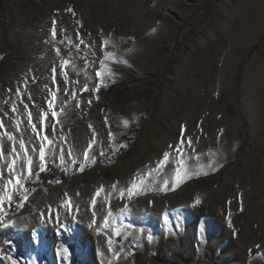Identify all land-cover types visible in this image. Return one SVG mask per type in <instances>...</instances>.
<instances>
[{
    "label": "rangeland",
    "instance_id": "1",
    "mask_svg": "<svg viewBox=\"0 0 264 264\" xmlns=\"http://www.w3.org/2000/svg\"><path fill=\"white\" fill-rule=\"evenodd\" d=\"M0 123V264H264V0H0Z\"/></svg>",
    "mask_w": 264,
    "mask_h": 264
},
{
    "label": "snow or ice",
    "instance_id": "2",
    "mask_svg": "<svg viewBox=\"0 0 264 264\" xmlns=\"http://www.w3.org/2000/svg\"><path fill=\"white\" fill-rule=\"evenodd\" d=\"M53 24H55V21H53ZM52 35H53V38H55V36H56V30H55V27H53ZM105 43H107V41H105ZM65 63H67V61H65ZM52 71H53V73H55V72H56V69L53 68ZM99 75H100V73L97 72V73H96V76L99 77ZM53 79L55 80V77H53ZM65 79H67V77H65ZM87 90H88V89H87V86L85 85L83 91H87ZM17 94H18V95L20 94V90H19V89H17ZM55 99H56V93H55V92H52V101H54ZM52 101H50V102H49V105H48L50 108L52 107ZM89 103H91V101H89ZM12 111H16L15 106H13ZM52 116H53V117L56 116V112H55V111L52 112ZM28 120H29V123H32V114H31V112L28 113ZM43 122H44V118H43V116H42V117H41V123L43 124ZM0 127H3V124H2V123H0ZM32 128H33V131H37L35 124H32ZM53 130H54V129H53ZM109 135H111V134H109ZM7 138H8L9 141L13 140V136H12L11 134H7ZM43 139H44V140H47L48 137H47V136H44ZM188 143H189V145H190V144H191V140H189ZM20 147H21V148L24 147L23 142H21ZM13 150H15V149H13ZM69 154L71 155V153H69ZM85 155H87V154H85ZM61 159H63V157H62ZM164 159H165V160L168 159L167 154H165ZM40 160H41L42 162L45 160V152H44L43 145H41V148H40ZM29 164H31V161H29ZM9 167H10V170H11V166H9ZM29 174H31V170H30V169H29ZM9 183H11V181H9ZM16 183H17V184L20 183L19 179L16 180ZM25 198H26V197H25ZM9 199H11V197H9ZM94 203H95V201H94ZM7 226H8V225H4V227H7ZM117 235H119V233H117ZM148 239L151 240V236H149Z\"/></svg>",
    "mask_w": 264,
    "mask_h": 264
},
{
    "label": "trees",
    "instance_id": "3",
    "mask_svg": "<svg viewBox=\"0 0 264 264\" xmlns=\"http://www.w3.org/2000/svg\"><path fill=\"white\" fill-rule=\"evenodd\" d=\"M17 242H18V247H19V249H22V247H23V245H22V240H18Z\"/></svg>",
    "mask_w": 264,
    "mask_h": 264
}]
</instances>
